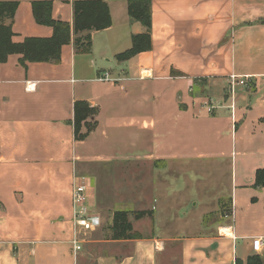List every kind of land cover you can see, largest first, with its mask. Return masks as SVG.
Returning <instances> with one entry per match:
<instances>
[{
    "label": "crops",
    "instance_id": "obj_1",
    "mask_svg": "<svg viewBox=\"0 0 264 264\" xmlns=\"http://www.w3.org/2000/svg\"><path fill=\"white\" fill-rule=\"evenodd\" d=\"M0 1L19 2L6 21L14 42L52 36L32 12L43 0ZM50 1L53 18L73 30L77 0ZM103 1L112 26L92 33L89 54L72 41L58 63L11 55L0 64V264L264 259V188L250 191L264 169V0H153L152 49L125 62L117 56L145 28L130 21L128 0ZM106 74L113 81L101 80ZM231 75L246 85L232 89ZM77 101L98 110L89 119L97 127L82 141L73 124ZM143 167L149 185L140 201L119 202L134 193L133 171ZM221 171L231 173V198L193 205ZM75 176L87 178L99 224L77 257ZM136 210L152 213L131 216L140 237L110 239L114 213ZM254 238L263 239L259 254Z\"/></svg>",
    "mask_w": 264,
    "mask_h": 264
},
{
    "label": "trees",
    "instance_id": "obj_2",
    "mask_svg": "<svg viewBox=\"0 0 264 264\" xmlns=\"http://www.w3.org/2000/svg\"><path fill=\"white\" fill-rule=\"evenodd\" d=\"M152 1L128 0V14L131 22H138L145 32L134 35L132 46L119 54L117 60L125 62L142 52L152 49ZM19 7V2L0 1V64L8 61L11 55H19L22 63H58L61 59L62 48L72 41L78 53L89 54L92 49V33L105 30L112 26V18L107 2L103 0H77L73 3L74 24L73 30L68 22L56 20L52 16L53 2L50 0L35 1L32 3V12L37 24L53 29L51 37H26L22 42H14L15 33L11 24ZM74 34V39H73ZM98 114L97 108L91 107L88 102L77 101L74 105V130L77 140H85L97 127V122L91 123L90 118ZM256 188H264V169L256 172ZM151 212L117 211L113 216V225L110 228V239L128 240L139 238L134 231L131 216L140 219ZM247 264H264L259 255L249 257Z\"/></svg>",
    "mask_w": 264,
    "mask_h": 264
},
{
    "label": "built area",
    "instance_id": "obj_3",
    "mask_svg": "<svg viewBox=\"0 0 264 264\" xmlns=\"http://www.w3.org/2000/svg\"><path fill=\"white\" fill-rule=\"evenodd\" d=\"M103 81H113L109 74L104 75L101 78ZM246 85L244 79L240 80V77L236 75L230 76V85L232 89L235 85ZM29 87L33 89L35 85L30 84ZM212 108H209L211 111ZM89 183L87 178L75 176L72 186V224L74 230V238L72 241L74 255H77L83 250V243L87 238L88 233L97 230L99 224L97 221V214L93 212L90 204L89 196ZM253 251L257 254L262 252L263 239L254 238L253 239Z\"/></svg>",
    "mask_w": 264,
    "mask_h": 264
},
{
    "label": "rangeland",
    "instance_id": "obj_4",
    "mask_svg": "<svg viewBox=\"0 0 264 264\" xmlns=\"http://www.w3.org/2000/svg\"><path fill=\"white\" fill-rule=\"evenodd\" d=\"M94 121H91V123H93ZM149 176V168L148 167H143V168H139L133 171V177H132V182H133V188H134V193L131 195H125V197H121L119 196V202L121 201H127L130 199L131 200H139L140 201V196H141V192L142 191H146L148 188V177ZM202 176V174H201ZM230 178H231V173L230 172H225V171H221L219 172V174H214L213 177V181L211 184L212 188L211 189H206V191H209L208 193H203L202 196H195L193 197L192 200H194L192 202V204L194 205L195 202L198 203V200H201L202 202H208L211 204V202H213V198L218 195V194H223L225 198H231L230 195ZM121 179H123V176L118 178L117 181H119L120 183H122ZM206 180V181H205ZM205 183H207V186L210 185L208 183H211V179L208 177L206 179H204ZM241 189V188H240ZM243 191H247L244 188H242ZM255 191V192H259L260 188L257 189H250V191ZM240 194V192H239ZM130 198V199H129ZM255 198V197H254ZM253 198V199H254ZM255 200V199H254ZM137 211V210H136ZM140 212V211H137ZM184 213V211H183ZM241 218V216H240Z\"/></svg>",
    "mask_w": 264,
    "mask_h": 264
}]
</instances>
